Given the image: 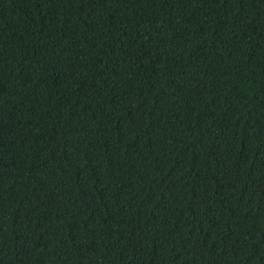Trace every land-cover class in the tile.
Instances as JSON below:
<instances>
[{"label": "trees", "instance_id": "16d2710c", "mask_svg": "<svg viewBox=\"0 0 264 264\" xmlns=\"http://www.w3.org/2000/svg\"><path fill=\"white\" fill-rule=\"evenodd\" d=\"M0 264H264V0H0Z\"/></svg>", "mask_w": 264, "mask_h": 264}]
</instances>
